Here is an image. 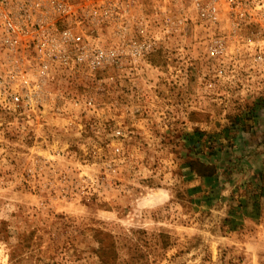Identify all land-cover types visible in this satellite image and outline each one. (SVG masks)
<instances>
[{
  "label": "rangeland",
  "instance_id": "obj_1",
  "mask_svg": "<svg viewBox=\"0 0 264 264\" xmlns=\"http://www.w3.org/2000/svg\"><path fill=\"white\" fill-rule=\"evenodd\" d=\"M131 6L145 61L0 101V264H264L262 32L217 58L187 2Z\"/></svg>",
  "mask_w": 264,
  "mask_h": 264
},
{
  "label": "built area",
  "instance_id": "obj_2",
  "mask_svg": "<svg viewBox=\"0 0 264 264\" xmlns=\"http://www.w3.org/2000/svg\"><path fill=\"white\" fill-rule=\"evenodd\" d=\"M133 1L0 0V101L28 106L41 100L45 82L100 83L107 69L145 61L157 45L148 35L151 19L130 16ZM175 1L189 4L212 57L231 59L228 43L258 27L262 35L245 55L264 68V0Z\"/></svg>",
  "mask_w": 264,
  "mask_h": 264
},
{
  "label": "trees",
  "instance_id": "obj_3",
  "mask_svg": "<svg viewBox=\"0 0 264 264\" xmlns=\"http://www.w3.org/2000/svg\"><path fill=\"white\" fill-rule=\"evenodd\" d=\"M195 173L201 179H208V178H211L213 176L214 171H213V168H211V167H201L200 171H195Z\"/></svg>",
  "mask_w": 264,
  "mask_h": 264
}]
</instances>
